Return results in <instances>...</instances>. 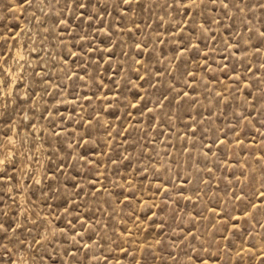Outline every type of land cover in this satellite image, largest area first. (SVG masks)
Segmentation results:
<instances>
[{
  "label": "rangeland",
  "instance_id": "374dc122",
  "mask_svg": "<svg viewBox=\"0 0 264 264\" xmlns=\"http://www.w3.org/2000/svg\"><path fill=\"white\" fill-rule=\"evenodd\" d=\"M227 2L0 0V264H264V0Z\"/></svg>",
  "mask_w": 264,
  "mask_h": 264
},
{
  "label": "snow or ice",
  "instance_id": "6c2138e0",
  "mask_svg": "<svg viewBox=\"0 0 264 264\" xmlns=\"http://www.w3.org/2000/svg\"><path fill=\"white\" fill-rule=\"evenodd\" d=\"M59 2V0H57V3ZM70 2L74 5L76 10H82L80 11V17L81 18H86L88 20H92V15L89 14V7H90V3L91 0H70ZM124 3H130L131 0H123ZM178 2L180 3H184V0H178ZM192 2L194 3L195 0H192ZM201 3H203V0H200ZM217 0H211V3H216ZM220 2L223 4L224 8H228V2L227 0H220ZM246 2V0H238V4H244ZM28 3H32V0H28ZM235 6V5H234ZM258 8L260 9H264V3L259 4ZM66 23V21H65ZM260 36L264 37V32H260ZM78 79H83V77H77ZM186 95V93H185ZM135 106V105H134ZM261 196L264 197V192H261ZM3 213H0V215H2ZM8 231H11L12 233H16V228H11V227H5V225L3 223H0V232H4L7 233ZM193 239H195V237H193ZM12 241L9 240V243H11ZM0 246H2L5 250H7L8 245L4 244L3 239L0 238ZM203 250V249H201Z\"/></svg>",
  "mask_w": 264,
  "mask_h": 264
},
{
  "label": "bare ground",
  "instance_id": "6f19581e",
  "mask_svg": "<svg viewBox=\"0 0 264 264\" xmlns=\"http://www.w3.org/2000/svg\"><path fill=\"white\" fill-rule=\"evenodd\" d=\"M18 54H19V53H18ZM9 72H10V71H9ZM11 75H12V74H11ZM12 77H13V79H14V80H13V83H14V82L16 81V79H15V77H14V76H12Z\"/></svg>",
  "mask_w": 264,
  "mask_h": 264
}]
</instances>
